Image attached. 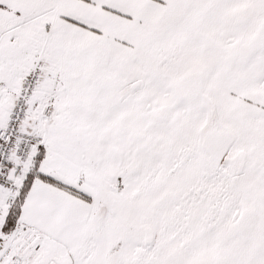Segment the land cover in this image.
<instances>
[{"label":"snow or ice","instance_id":"6c2138e0","mask_svg":"<svg viewBox=\"0 0 264 264\" xmlns=\"http://www.w3.org/2000/svg\"><path fill=\"white\" fill-rule=\"evenodd\" d=\"M0 264H264V0H0Z\"/></svg>","mask_w":264,"mask_h":264}]
</instances>
